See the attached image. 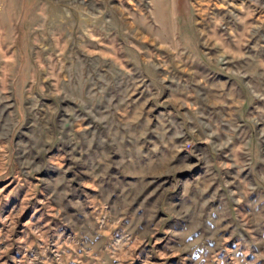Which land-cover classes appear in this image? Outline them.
Returning a JSON list of instances; mask_svg holds the SVG:
<instances>
[{
  "label": "rangeland",
  "instance_id": "1",
  "mask_svg": "<svg viewBox=\"0 0 264 264\" xmlns=\"http://www.w3.org/2000/svg\"><path fill=\"white\" fill-rule=\"evenodd\" d=\"M146 60L184 92L149 85ZM203 64L224 84L196 101ZM159 113L182 121L180 175L149 171ZM260 153L264 0H0V264H264ZM195 171L207 206L241 182L247 204L200 216Z\"/></svg>",
  "mask_w": 264,
  "mask_h": 264
},
{
  "label": "crops",
  "instance_id": "2",
  "mask_svg": "<svg viewBox=\"0 0 264 264\" xmlns=\"http://www.w3.org/2000/svg\"><path fill=\"white\" fill-rule=\"evenodd\" d=\"M144 64H145V67L140 68V69H141L143 75L149 79V81H148L149 85L154 86V87L163 88V92H171V93L179 92V91L184 92L181 89V87H182L181 86V79L178 76H177L178 78L171 77V78H173L172 82H171V85L173 87L170 88L168 85H166V82L163 81L162 77L161 76L159 77L160 74H159V72L156 68V64L153 62V60H151V61L146 60V61H144ZM134 67H136V66H134ZM201 67H205L204 69L202 68V70H200L201 72L197 71V74H195V75H194V72L192 75L190 74L191 75V84H193V93L198 95L196 97V99H197L196 101L199 100L200 96H201V98H204L203 96L206 94L216 95L219 88H223L222 86L224 84L221 82H220V84H217V82L215 81V78L211 74L212 68L210 66L206 67L203 64ZM125 69H127V68H125ZM225 90L228 91V88L225 87ZM200 93L202 95H200ZM180 99H182V98H180ZM165 100H168L171 103L177 102V98L175 96H171L170 94H169V96L168 95L166 96ZM247 100H248V98L246 96V98L242 100L241 104L246 106ZM203 103H205L204 104L205 107H211V108H215L217 110L220 109L221 111H222V108H224L225 106H226V108H229L230 106L233 105V104H231L232 102H230L229 99H217L216 96H214V98L212 97L211 101L204 99ZM242 105L239 107L240 110H242V108H241ZM246 107H247L246 109H248L249 106H246ZM161 109H163V108H161ZM220 110H219V112L221 114H224ZM159 112L161 113V110ZM226 112H228V109L226 110ZM160 113H159V115H157L155 117L149 118L148 121H150L149 123L154 125L155 129L160 132L158 134L159 140H163L165 143H164L163 147L159 148L157 151H151V156L152 157L157 156V157H159V159H158L157 163L155 162L154 165L149 168V171L154 172L153 174H157V173L163 174V173H167V172H170V173L173 172L175 175V174L179 173V170H181V168L178 166L177 160L179 159V157H181L183 150H181L177 147H175V148L168 147V141L178 142L179 139L180 140L182 139V135L180 134V131H178V128L182 126L181 125L182 121L181 120H175V118H177V117L174 115L171 116V119L174 120V122L169 123L170 127H171V131L165 132L162 128L163 121H164L163 116ZM227 115H228V113H227ZM157 126H161L160 128H158L159 130L157 129ZM193 127H195L194 124L191 125L190 128H193ZM247 127L250 130L248 133L253 134L255 131V128L252 125V123L247 124ZM197 135H198V133H197ZM253 137H251V141H252ZM253 141L254 142L257 141L255 137L253 138ZM200 152H201L200 155L204 159H206L207 162L214 163V157H216V156H214V154L211 151H209L207 149H203ZM258 159H259L258 165H262L264 163V157L262 156L261 153L259 154ZM172 160H173V162H175V167H173V166L168 167L169 162H171ZM157 164L159 165V168H158ZM170 170H172V171H170ZM180 174L181 173H179V175ZM179 177L172 180V181L179 183V180H180ZM189 182H191L189 184H191V187H192V195H191V193H188V195H189V197L192 198L193 205L197 201V203H198L197 212L199 213V215L202 217H206L207 219H209L210 217H212L216 213L221 214V213L227 212V211L233 212V211H235L236 206L242 207L241 201H242V199L245 198L242 194H247V192H248L247 187L250 185L246 182H241L240 186H238L239 184H237V186H236L237 188H232L233 191H231V192L227 191V194L225 193V191L220 193L218 195L217 199L214 200V204L207 206L209 199L211 200V198H208V196L206 195L208 193V190L211 188L210 182L204 180L203 174L199 171L198 172L195 171L192 174V177L190 178ZM254 184H255V182H254ZM250 186H252V185H250ZM236 189L244 190V193H241V197L240 196L235 197L232 194L235 192ZM227 190H231V189L228 188ZM200 200L202 201V203L199 206ZM247 200L248 199L245 198V200H243V202L245 204H247Z\"/></svg>",
  "mask_w": 264,
  "mask_h": 264
}]
</instances>
